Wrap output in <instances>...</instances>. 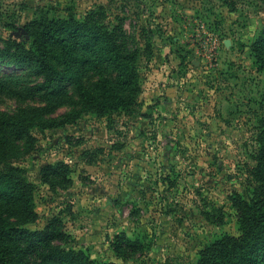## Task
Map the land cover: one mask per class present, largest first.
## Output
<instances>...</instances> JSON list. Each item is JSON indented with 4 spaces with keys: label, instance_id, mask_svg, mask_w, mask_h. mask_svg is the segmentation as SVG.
<instances>
[{
    "label": "rangeland",
    "instance_id": "374dc122",
    "mask_svg": "<svg viewBox=\"0 0 264 264\" xmlns=\"http://www.w3.org/2000/svg\"><path fill=\"white\" fill-rule=\"evenodd\" d=\"M40 8L78 20L100 11L119 26L122 48L139 50L133 112L99 115L74 83L43 88L36 63L15 62L9 46L30 45ZM259 44L264 53L263 0H0V165L36 186L35 213L0 194V218L34 231L58 221L59 244L99 262L196 264L240 233L230 196L248 195L257 165ZM97 82L96 68L83 76Z\"/></svg>",
    "mask_w": 264,
    "mask_h": 264
},
{
    "label": "trees",
    "instance_id": "16d2710c",
    "mask_svg": "<svg viewBox=\"0 0 264 264\" xmlns=\"http://www.w3.org/2000/svg\"><path fill=\"white\" fill-rule=\"evenodd\" d=\"M106 18L100 11H93L84 20L73 15L68 19L51 18L40 8L35 19L26 25L30 45L15 40L9 50L17 44L12 53L17 64L36 63L44 76L41 87L54 90L65 82H72L97 114L111 117L131 113L142 92L139 50L126 52L119 41V26L107 22ZM150 51L151 44H147L144 53ZM255 53L259 68L264 70L261 44ZM102 65L112 67L119 74V85L129 89L126 95L119 93L118 86L104 74ZM93 68L97 69L98 82L91 90L82 82L83 76ZM260 126L255 154L257 165L249 193L230 196L240 233L227 234L207 245L196 264H264V114L260 117ZM5 139L2 134V143ZM48 169L60 171L59 166ZM35 191L36 186L25 169L13 163L0 165V194L14 199L16 208L35 213ZM62 237L58 221L34 231L0 218V264H114L96 261L83 251L66 249L58 242ZM117 247L121 251L124 245L120 242Z\"/></svg>",
    "mask_w": 264,
    "mask_h": 264
}]
</instances>
